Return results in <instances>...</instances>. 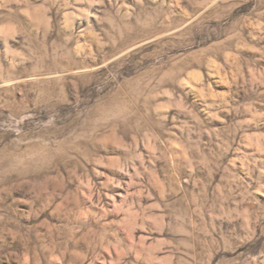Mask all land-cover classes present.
I'll return each mask as SVG.
<instances>
[{
    "label": "rangeland",
    "instance_id": "obj_1",
    "mask_svg": "<svg viewBox=\"0 0 264 264\" xmlns=\"http://www.w3.org/2000/svg\"><path fill=\"white\" fill-rule=\"evenodd\" d=\"M0 264H264V0H0Z\"/></svg>",
    "mask_w": 264,
    "mask_h": 264
}]
</instances>
